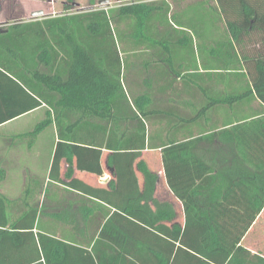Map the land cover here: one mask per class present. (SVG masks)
Masks as SVG:
<instances>
[{
	"label": "trees",
	"instance_id": "trees-1",
	"mask_svg": "<svg viewBox=\"0 0 264 264\" xmlns=\"http://www.w3.org/2000/svg\"><path fill=\"white\" fill-rule=\"evenodd\" d=\"M120 1L0 26V95L17 91L27 98L23 111L45 104L30 135L50 124L57 134L42 200L14 220L3 205L0 264H264V249L252 252L243 243L264 207V115L245 114L252 102L264 112V0ZM177 28L196 37L199 65L181 62L188 78L222 80L220 101L234 110L235 140L249 141L257 129L256 168L221 187L204 186L206 166L188 142L173 139L177 120L169 109L159 115L153 100L144 106V98L123 92L121 49L168 46L177 37L168 29ZM173 61L163 60L171 73L166 89L182 73ZM18 115L0 113V124ZM155 149L181 210L156 195L159 174L143 157ZM104 156L111 170L104 185L75 174L102 176Z\"/></svg>",
	"mask_w": 264,
	"mask_h": 264
},
{
	"label": "crops",
	"instance_id": "crops-1",
	"mask_svg": "<svg viewBox=\"0 0 264 264\" xmlns=\"http://www.w3.org/2000/svg\"><path fill=\"white\" fill-rule=\"evenodd\" d=\"M168 31L177 35L175 41L168 46L141 44L137 47L126 46V49H121L120 55L127 64L123 78L124 95L128 98H144V106L147 99L153 100L152 108L159 115L170 110V114L177 120L172 127L173 139L175 138L176 142H188L187 149L197 155L206 166V170L208 169L202 175L203 179L210 181L204 184L205 187H210V189L221 187L225 185L224 181L227 184L243 172L252 173L259 159V145L255 139L257 129L250 130L252 134L249 141L237 142L235 140L233 125L236 124V119L232 116L234 110H230L227 104L220 101L224 93L222 80L217 76H214L212 80L208 76H202L199 78V83L186 75L187 72H191L185 68L186 65L193 66L195 63L199 65V57L195 51L197 44L195 34L190 29L177 28V30L168 29ZM202 35L201 47L204 49V46H209V40L206 42L204 32ZM190 39L194 44H190ZM164 58L174 59L173 64L176 69L181 70L182 68V73L175 75L176 79L172 80L174 84L170 89L165 88V85L171 81V73L163 62ZM206 59L209 60L208 55ZM180 66L183 67L180 68ZM199 70L202 71L201 68ZM16 92H10L5 96L0 95V113L19 114L0 124V222L4 210L3 205H5V210L10 212L9 218L14 220L21 208L24 209L35 203L37 198L39 201L42 200L45 188L50 181L49 169L57 141L56 128L53 124L48 125L35 136L30 135V132L44 118L48 108L42 104L35 109L23 111L22 107L27 105L24 99L27 101V98ZM211 95H216L219 99L213 105L209 103ZM250 106L253 112H251V107L247 108L249 112L245 114L249 117L246 120L264 115L257 102H252ZM31 115L39 116L40 120L35 124L32 123L31 126H24L25 121ZM231 119H233L232 124L228 123ZM159 125L160 122L155 123L154 128L158 129ZM124 126L125 124L121 123L120 127ZM48 127L52 129L51 134L46 133ZM230 127H232L231 136L226 130ZM239 145L249 147V154L242 155L240 148L243 147ZM103 152L107 151L103 150ZM152 153L155 155L153 160L148 157ZM143 157L148 165L159 174L160 180L156 186V195L160 199L171 200L176 209L181 210V202L172 195L166 185L160 149L145 150ZM101 165L102 176L98 177L92 173L79 171L75 174L90 184L104 185L111 178V170L106 164L105 156ZM208 175L209 177L205 178ZM261 226H264V207L246 235ZM246 235L243 239L244 245L252 252L264 249V241L256 242L255 240L248 243Z\"/></svg>",
	"mask_w": 264,
	"mask_h": 264
},
{
	"label": "rangeland",
	"instance_id": "rangeland-1",
	"mask_svg": "<svg viewBox=\"0 0 264 264\" xmlns=\"http://www.w3.org/2000/svg\"><path fill=\"white\" fill-rule=\"evenodd\" d=\"M92 1L95 2L93 5L91 0H0V26H6L17 19L28 20L33 17L55 16L66 12L74 13L99 5V0ZM120 3H122L120 0H109L108 5L114 6ZM66 7H70V9L66 10ZM38 11H42V14L33 16V13ZM113 38L115 43H119V38L115 32H113ZM38 117L37 115H31L25 121L24 126H31L32 123H37L40 120ZM47 130L46 133L51 134L52 129L48 127ZM154 156V153L148 155L152 160ZM246 236V242L248 243L255 240L256 242L258 240L264 241V226L258 227L254 232H250Z\"/></svg>",
	"mask_w": 264,
	"mask_h": 264
},
{
	"label": "water",
	"instance_id": "water-1",
	"mask_svg": "<svg viewBox=\"0 0 264 264\" xmlns=\"http://www.w3.org/2000/svg\"><path fill=\"white\" fill-rule=\"evenodd\" d=\"M109 4V0H99V5H108ZM42 14V11H38V12H34L33 16H38Z\"/></svg>",
	"mask_w": 264,
	"mask_h": 264
}]
</instances>
